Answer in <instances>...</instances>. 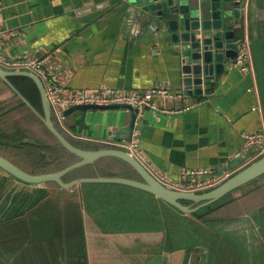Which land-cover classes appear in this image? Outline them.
I'll use <instances>...</instances> for the list:
<instances>
[{
	"label": "crops",
	"instance_id": "1",
	"mask_svg": "<svg viewBox=\"0 0 264 264\" xmlns=\"http://www.w3.org/2000/svg\"><path fill=\"white\" fill-rule=\"evenodd\" d=\"M250 2L251 18L241 35L249 42L251 69L243 73L232 66L225 69L213 83L205 84L202 95L195 94L194 85L189 92L183 88L179 60L166 43L140 37L136 12H129L125 3L108 7V0H2V47L12 59L43 58L45 71L65 93L103 86L125 92L151 88L182 92V100H171L165 106L169 110L190 106L189 110L176 114L146 111L138 117L134 131L142 153L155 173L173 181L179 180L184 169L209 168L215 175L231 174L255 156L243 135L264 129V1ZM156 102L163 106L160 99ZM256 106L259 110H253ZM130 119L127 109L89 110L82 125L79 112L67 115L65 125L78 139L114 145L126 141L122 131ZM82 185L83 207L97 228L91 231L88 248L115 250L122 264H127L122 251L130 249L134 254L139 240L129 245L120 235L136 231L118 220L127 212L139 211L122 205L129 199L136 204L137 196L124 186ZM139 192V197L157 203L158 199ZM242 242L250 248L247 255L234 254L235 247L226 242L218 264L225 257L231 264H264V257L257 254L260 243L254 239ZM155 251L157 263L169 264L170 256L160 253V245Z\"/></svg>",
	"mask_w": 264,
	"mask_h": 264
},
{
	"label": "trees",
	"instance_id": "2",
	"mask_svg": "<svg viewBox=\"0 0 264 264\" xmlns=\"http://www.w3.org/2000/svg\"><path fill=\"white\" fill-rule=\"evenodd\" d=\"M9 81L42 115L40 97L34 83L18 77ZM52 120L58 131L78 148L91 151L112 148L75 138L63 130L54 118ZM0 156L33 175L55 172L78 160L63 149L40 119L1 80ZM96 177L141 180L127 163L109 157L69 172L62 181L69 183L76 179ZM256 180L193 214H182L169 206L202 228H194L197 237L192 234L191 227L180 228L187 234L182 248L172 247L170 242L165 245L164 234L160 230L150 234L123 232L120 236L125 237L129 245L136 239L148 244H161L163 253L172 256L169 257V264H189L186 255L200 252L208 260L216 261L223 253L222 246L226 242L235 247L234 254L244 256L250 248L242 241L253 239L260 243L257 254L263 258L264 179ZM82 186L62 191L54 182L28 186L0 171V264H122L115 250L88 248L91 231L97 228L83 207ZM236 192L239 193L234 195ZM177 223L179 227L184 224L183 221ZM243 225L248 228L235 229ZM146 235H153L157 239H147ZM107 237L112 238L110 235ZM196 238L197 241L194 240Z\"/></svg>",
	"mask_w": 264,
	"mask_h": 264
},
{
	"label": "water",
	"instance_id": "3",
	"mask_svg": "<svg viewBox=\"0 0 264 264\" xmlns=\"http://www.w3.org/2000/svg\"><path fill=\"white\" fill-rule=\"evenodd\" d=\"M108 2V7L111 4L125 3L129 12H136L140 37L147 36L157 43H166L167 48L179 60L183 88L189 92L191 85H194L196 95H202L207 82L213 83L215 76H221L225 69L231 67L239 52L248 17L251 18L250 0H108ZM238 30L240 31L237 35L235 31ZM17 77L29 79L36 86L42 115L9 81L10 78ZM0 80L40 119L63 149L78 158L76 162L61 170L33 175L0 156V171L24 185L41 186L54 182L61 191L70 190L82 184L119 185L145 192L178 212L188 215L216 203L229 193L264 175L263 154L238 169L211 190L200 193L173 190L160 183L130 153L124 150L107 148L91 151L72 145L56 128L43 84L33 73L6 71L0 68ZM114 109L130 111V123L122 131L124 135L122 139L130 141L138 121V113L131 106H73L68 108L64 114L67 116L79 112L82 125L87 111ZM109 157L127 163L141 180L96 177L76 179L69 183L62 181V178L69 172L86 165H94L98 160ZM183 202L188 204H183Z\"/></svg>",
	"mask_w": 264,
	"mask_h": 264
},
{
	"label": "built area",
	"instance_id": "4",
	"mask_svg": "<svg viewBox=\"0 0 264 264\" xmlns=\"http://www.w3.org/2000/svg\"><path fill=\"white\" fill-rule=\"evenodd\" d=\"M1 8L2 0H0V11ZM2 37L3 33L0 26V68L6 71H27L36 75L45 89L52 118H54L58 125L67 132L68 130L65 125L66 116L64 113L68 108L73 106L110 107L128 105L137 111L138 117L142 116L146 111L160 112L163 114H176L190 109V106H187L182 110H169L165 106L167 102L171 100H182L185 96L182 92H172L161 88L125 92L117 88L103 86L92 91L78 90L65 93L60 86L56 85L51 80V77L45 71L43 58L20 56L12 59L8 57L2 47ZM231 66L242 73L249 72L251 69V54L247 38L242 40L239 52ZM157 99L161 100L163 106L160 107L159 104H157ZM253 110H259V107L256 106ZM243 138L247 147L255 149V156L251 161L264 154L263 127H259L256 132L244 134ZM109 146L130 153L160 183L176 191L187 193L208 191L233 174L224 173L222 175H215V173L209 168L184 169L180 173L179 180H170L164 175L154 172L148 159L141 151L138 142V133L136 131H133L130 141H122L118 144Z\"/></svg>",
	"mask_w": 264,
	"mask_h": 264
},
{
	"label": "rangeland",
	"instance_id": "5",
	"mask_svg": "<svg viewBox=\"0 0 264 264\" xmlns=\"http://www.w3.org/2000/svg\"><path fill=\"white\" fill-rule=\"evenodd\" d=\"M67 133H69V130ZM69 134L72 135L71 133H69ZM260 179L261 180L264 179V175L261 176L260 178H258L256 181L259 182ZM248 185H250V184H248ZM244 187H246V186H244ZM131 191H134V196H137L136 199L139 200L136 203L137 206L130 199L127 202H123L122 205L124 207L127 205V208H129V207L134 208V206L138 207L139 211L136 212V214H131V213L127 212V216H124V214H123L122 219L120 221L118 220V223H120V224H127L128 230L136 231L133 233H139V234L140 233L143 234L145 232H147V234L158 233L159 232L158 230L163 231V234H164L163 235V243L165 245H167L168 242H170L172 247L175 245V248H177V246H180L178 248H182L185 244L184 238L187 237L185 230L180 229V228H183V227L184 228H190L191 227L192 234H194L195 237L198 236V234L193 230H194V228H198V229H202V228H200V226H196L192 222H189V220L186 216H184V215L182 216L180 214H177V212L175 210H173L171 207H169L168 205H166L164 202H162L160 200L159 201L156 200L157 203H155L153 201H149V200H148L149 201L148 202L147 201L148 198L143 199V198L139 197L140 196L139 193H141V192H139L135 189H133ZM231 193H233V192H231ZM238 193L239 192H236L234 195H237ZM230 195L228 194L227 197ZM142 196L149 197L148 194H144ZM118 204L120 205V203H118ZM165 211H169L168 215L164 213ZM122 212H124V208H123ZM174 213H176L177 216H174ZM179 221H183V223H184L180 227H179V224L177 223ZM176 226H177V228H176ZM113 227H115V226L113 225ZM113 229H116V228H113ZM154 237L155 236H153V235H146L147 239L152 238L151 240H156L157 238H154ZM194 240L197 241V238ZM160 241L161 240H159L158 242L160 243ZM139 242H142V243H139ZM139 242L136 243V245L138 246V250L134 251V254H132L133 251H131L130 249L126 250V251H122V258L125 260V262L127 264H159L156 262L157 258H158L157 257L158 254L156 252H158V251H155V248H157V247L159 248V244H157L158 246L156 245V243H155V245H154V243L148 244L149 242L147 243V242H144L143 240H139ZM188 242H190V241L188 240ZM161 246L162 245L160 244V247ZM160 253H163V251H160ZM195 255H196V257H195L196 260H193V259H195L194 258ZM186 256L189 258L188 259L189 264H192L193 261H194V264H218L219 263L217 261L208 260V258H206V256L202 252L190 253ZM170 257H172V256L170 255ZM230 260L231 259H227V257H225L223 264H231ZM234 264H236V262Z\"/></svg>",
	"mask_w": 264,
	"mask_h": 264
},
{
	"label": "flooded vegetation",
	"instance_id": "6",
	"mask_svg": "<svg viewBox=\"0 0 264 264\" xmlns=\"http://www.w3.org/2000/svg\"><path fill=\"white\" fill-rule=\"evenodd\" d=\"M255 2L258 3V4H262L263 3L262 0H255Z\"/></svg>",
	"mask_w": 264,
	"mask_h": 264
}]
</instances>
